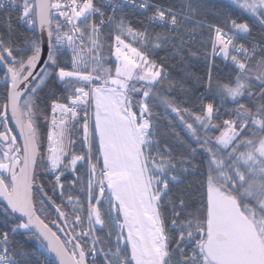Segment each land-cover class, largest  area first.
Returning a JSON list of instances; mask_svg holds the SVG:
<instances>
[{"label":"snow or ice","instance_id":"snow-or-ice-1","mask_svg":"<svg viewBox=\"0 0 264 264\" xmlns=\"http://www.w3.org/2000/svg\"><path fill=\"white\" fill-rule=\"evenodd\" d=\"M0 86V264H264V0H0Z\"/></svg>","mask_w":264,"mask_h":264},{"label":"trees","instance_id":"trees-1","mask_svg":"<svg viewBox=\"0 0 264 264\" xmlns=\"http://www.w3.org/2000/svg\"><path fill=\"white\" fill-rule=\"evenodd\" d=\"M194 71H203V66H202V64H197L195 67H194V69H193Z\"/></svg>","mask_w":264,"mask_h":264},{"label":"built area","instance_id":"built-area-1","mask_svg":"<svg viewBox=\"0 0 264 264\" xmlns=\"http://www.w3.org/2000/svg\"><path fill=\"white\" fill-rule=\"evenodd\" d=\"M0 87H2V86H0Z\"/></svg>","mask_w":264,"mask_h":264}]
</instances>
